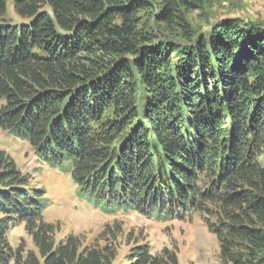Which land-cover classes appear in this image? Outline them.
<instances>
[{
  "label": "trees",
  "instance_id": "trees-1",
  "mask_svg": "<svg viewBox=\"0 0 264 264\" xmlns=\"http://www.w3.org/2000/svg\"><path fill=\"white\" fill-rule=\"evenodd\" d=\"M205 1L0 0V128L106 215L198 213L221 264H264V23L197 30ZM48 205L0 150V264H114L111 245L56 243ZM20 224L37 252L12 246ZM125 258L180 264L148 242Z\"/></svg>",
  "mask_w": 264,
  "mask_h": 264
},
{
  "label": "rangeland",
  "instance_id": "rangeland-1",
  "mask_svg": "<svg viewBox=\"0 0 264 264\" xmlns=\"http://www.w3.org/2000/svg\"><path fill=\"white\" fill-rule=\"evenodd\" d=\"M9 4L8 17L22 21ZM235 16L264 23V0H206L204 9L193 12L190 21L195 29L208 31V23ZM2 103L0 99V106ZM0 150L14 158L20 170L30 176L32 185L46 190L49 205L44 217L56 226V243L72 234L81 238V249L111 245L118 253L114 264H126L130 249L143 242L151 245L154 255H159L163 248L176 250L180 264H221L219 242L198 213L172 221L153 220L134 211L106 215L76 197V185L69 173L49 167L35 156L28 142L1 128ZM10 241L15 248L24 242L25 250L37 252L24 224L12 228Z\"/></svg>",
  "mask_w": 264,
  "mask_h": 264
}]
</instances>
